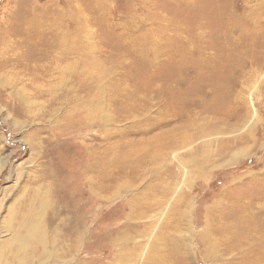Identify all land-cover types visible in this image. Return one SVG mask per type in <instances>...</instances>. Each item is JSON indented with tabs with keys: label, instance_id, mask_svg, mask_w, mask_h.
I'll return each mask as SVG.
<instances>
[{
	"label": "rangeland",
	"instance_id": "1",
	"mask_svg": "<svg viewBox=\"0 0 264 264\" xmlns=\"http://www.w3.org/2000/svg\"><path fill=\"white\" fill-rule=\"evenodd\" d=\"M56 15L61 16L66 30L80 26L86 18L92 35L72 38L70 31L71 42L95 44L99 55H108L99 58L95 70L101 73L93 79V91L101 92L102 100L111 104L113 136L108 142L119 153L117 159L128 163L125 170L133 175V185L123 173H116L106 182L111 186L108 200L96 197L94 201L80 175L84 149L72 146L69 140L52 149L55 194L63 211L46 225L43 249L21 263L131 264L115 259L120 250L116 237L124 226L134 223L141 229L154 219L156 224L146 236L152 241L167 218L166 234L182 240L186 264H212L203 258L201 243L196 240L206 219L219 214L227 218L238 198L237 206L247 205L252 218L264 223L260 218L264 215V0H0V242L10 237L4 219L7 210L27 193L25 188L39 162L29 144L48 134L38 133L32 122L34 107L42 101L29 70L34 59L12 64L5 36L17 17ZM143 33L159 36V47L145 40L142 47ZM39 43L36 38L32 45L41 47ZM133 46H141L146 54H139ZM125 100L136 110L142 107L136 118L125 117ZM27 103L31 109L24 107ZM145 105H151L148 113ZM162 108L167 114L164 120H153L158 125L155 129L144 131L145 123L132 131L128 128L130 121L143 116L142 120L152 119ZM195 127L200 134L191 142L184 138L185 145L164 151L166 156L140 155L157 133L174 136L195 132ZM106 130L100 124L93 130L99 136L98 153L110 136ZM218 148L221 150L215 151ZM162 175L171 190L163 208L130 220L129 201L139 192L156 188L153 183L159 188ZM160 196L153 195V200L160 201ZM89 202L95 208L96 235L90 238L84 232L78 248L68 251L65 237L71 225L78 222L88 228ZM132 236L127 238L141 248L133 263L142 264L148 241ZM21 237L24 234L16 245L24 240ZM91 240L94 242L89 243Z\"/></svg>",
	"mask_w": 264,
	"mask_h": 264
},
{
	"label": "bare ground",
	"instance_id": "2",
	"mask_svg": "<svg viewBox=\"0 0 264 264\" xmlns=\"http://www.w3.org/2000/svg\"><path fill=\"white\" fill-rule=\"evenodd\" d=\"M57 15L43 16L46 20L42 16L34 18L30 16L15 17L17 20L13 22V29L11 32L7 31L5 36L10 42L8 45L10 52L7 58L12 64L34 59V65L29 70L33 82L38 83L36 95L42 101L38 103L37 107H34L36 113L33 114L32 122L38 126L36 128L38 133L44 131L48 134L41 139L33 140L32 143L29 142L30 149L39 159V162L36 164V170L31 174L29 186L25 188L27 193H24L7 210L8 214L4 219L7 224L6 232L10 237L0 242V264H22L21 262L33 259L38 251L46 245L45 229L57 220L63 211L55 194L56 179L52 171L53 160L50 157V152L52 149L60 148L61 144L66 143L67 140L72 146L80 147L85 151L80 163L82 165L80 166V175L86 185L89 198L94 201L96 197L100 198L101 201L108 200L110 196L107 193L111 186H108L106 182L110 176L113 177L116 173H120V175L123 173L128 181L132 180L130 186L133 185V175H127L125 170L129 167L128 163L126 160L117 159L119 153L112 149V144L108 142L109 138L113 136L112 129H110L112 120L109 116L111 104L102 100L101 92L93 91V79L96 80L95 77H99L101 73V71L95 70L99 66V58L108 57V55H99L95 44L71 42L70 31L72 38H78L80 34L92 35L87 28L86 18H83L80 26L66 30L62 25L63 20L59 18L61 16L57 17ZM144 34L146 33H143L142 37L141 34L135 35H140L141 42L145 40L146 44L151 42L157 45L156 48L159 47V36L156 34L145 36ZM16 36L20 37L17 39ZM36 38L40 41L41 47H36V44L32 45ZM141 46L145 48V43ZM141 46L139 48L133 47L144 56L146 52L142 50ZM24 47H28L27 51L23 50ZM36 57L37 59H35ZM153 58L155 59V54H153ZM53 74L57 75L56 78L49 79ZM41 79L43 81H40ZM88 81H91L92 84H87ZM130 99L129 96L128 100ZM124 104L127 111L126 118H136V114L142 109V107H136L137 110L134 109L127 100L124 101ZM26 106L31 109V103L24 105L27 109ZM150 107L151 105H145L146 113ZM164 108L168 109L166 106ZM164 108H162L161 113L157 111L152 119L148 116L142 120L143 116L141 119L139 117L137 120L130 121L131 125L128 128L132 131L133 128H139L145 123L144 131L155 129L158 125L154 124L153 120H164L162 118L166 117L165 113L167 114ZM101 112L103 116H101ZM186 115L184 118H188ZM99 124L100 127L107 129L106 133L110 136L104 139L101 144L102 150L98 153L96 145L99 136L93 130ZM192 130L195 132L188 130L167 137L157 133L146 145L147 149L142 150L140 155L150 156L151 153H154L156 156L164 153L166 156L164 151L169 153L173 147L184 146L187 142L184 138L191 142L200 134L197 127L192 128ZM220 150L221 148H218L215 151ZM204 152H206V146ZM161 178L164 181L159 188H157V183H153L156 188L139 192L133 200L129 201L128 218L130 220L163 208V203L167 199L165 197L170 194L171 190L166 185L167 183L164 184L165 177L162 175ZM159 193L161 200H153V195H159ZM233 202L236 206L239 205L238 198L234 199ZM236 206L235 209L232 208V212L230 215L228 214L227 218L219 214L206 219L205 225L196 237L202 246L201 255L210 260L212 264H264V223L258 222V217L252 218L251 213L247 211V205L240 203V206H237L238 209ZM46 214L47 218L45 219ZM94 214L95 208L89 202L86 213L88 228L87 230L83 229L78 222L71 225L68 235L65 237V240L69 242L66 244V250H76L84 232H87V236L90 238L95 237L96 220ZM171 215L173 216V214ZM260 218L264 219V215L260 214ZM155 222L154 219L150 218L142 224L141 229H138L137 224L134 223H128V226H124L121 231L123 234L121 233L116 237V241L120 244V250L115 255L117 263L125 261L135 264L133 261L136 260L135 257H139L141 248L138 243L134 242L132 238H127V236L145 238L153 230L152 227L156 224ZM166 222H168L167 218L162 221V229L155 234L152 241L151 239L148 241L146 237V241H148L146 243L147 251L145 257L142 258V264H186L183 253L184 244L174 235L166 234V230H168L165 229L167 227ZM21 234H24V237H21L24 240L16 245L15 242ZM93 242L94 240L89 241V243ZM162 246L166 248V251L162 250Z\"/></svg>",
	"mask_w": 264,
	"mask_h": 264
}]
</instances>
